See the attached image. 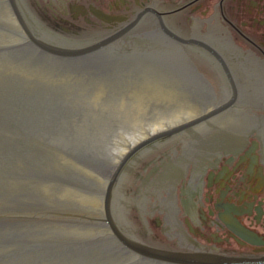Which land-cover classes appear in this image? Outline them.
Here are the masks:
<instances>
[{
	"label": "water",
	"instance_id": "water-1",
	"mask_svg": "<svg viewBox=\"0 0 264 264\" xmlns=\"http://www.w3.org/2000/svg\"><path fill=\"white\" fill-rule=\"evenodd\" d=\"M38 1L45 5L22 0L40 16ZM22 2L0 0V264H264V257L188 252L192 246L165 234V212L142 218L151 209L137 194L145 164L173 148L203 166L244 147L254 131L264 142L261 111L248 108L264 107V68L235 63L238 85L230 78L232 92L221 94L215 69L164 37L59 47L29 25ZM156 144L123 186L127 162ZM179 164L164 166L176 182ZM170 200L163 204L172 236L180 226L175 192ZM180 231L181 242L192 241ZM219 250L248 254L233 244Z\"/></svg>",
	"mask_w": 264,
	"mask_h": 264
},
{
	"label": "flooded vegetation",
	"instance_id": "flooded-vegetation-1",
	"mask_svg": "<svg viewBox=\"0 0 264 264\" xmlns=\"http://www.w3.org/2000/svg\"><path fill=\"white\" fill-rule=\"evenodd\" d=\"M42 3H45L43 7L38 1L42 13L37 16L22 2L26 18L34 30H39L42 39L59 47H83L113 37V42L147 35L164 37L166 42L181 48L193 62L215 69L225 83L221 94L223 89L228 94L232 92L230 78L238 85L235 63L248 61L264 68V0H42ZM167 28L183 40L171 36ZM248 108L252 113H255L253 109L261 111L259 115L255 114L264 120V107ZM184 133L188 134V130ZM190 136L185 142L190 141ZM160 146L156 144L141 154L138 152L127 162L120 177L123 186L128 174ZM182 153L183 146L181 151L173 148L145 164V170L149 172L140 182L137 194L141 200H148L147 210L150 208L151 211L142 215L136 202L134 204L142 218L156 211L165 212V234L192 246L194 250L188 252L264 257V142L257 132L247 137L241 149L213 155L203 166L199 162L196 165L194 161H185L179 157ZM177 160L181 167L176 182L164 166L170 167ZM164 172L167 173L165 176L162 175ZM176 172L177 169L172 174L176 175ZM147 182L152 183L151 190L146 188ZM164 184L171 190L166 195L161 192L165 191L160 186ZM178 184L181 185V200L175 190ZM173 192L178 206L173 218L180 226H176L171 236L166 231L167 210L163 202L171 204ZM227 220L246 228L259 242L244 239L236 228L228 226ZM180 229L185 230L195 244L181 242ZM201 239L206 243L198 241ZM225 244H233L248 254L219 252V246Z\"/></svg>",
	"mask_w": 264,
	"mask_h": 264
}]
</instances>
